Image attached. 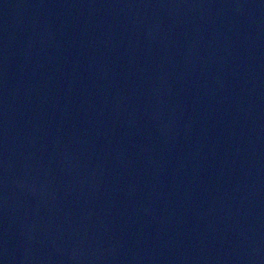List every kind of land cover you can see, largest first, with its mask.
<instances>
[{
  "label": "water",
  "instance_id": "water-1",
  "mask_svg": "<svg viewBox=\"0 0 264 264\" xmlns=\"http://www.w3.org/2000/svg\"><path fill=\"white\" fill-rule=\"evenodd\" d=\"M0 264H264V0H0Z\"/></svg>",
  "mask_w": 264,
  "mask_h": 264
}]
</instances>
